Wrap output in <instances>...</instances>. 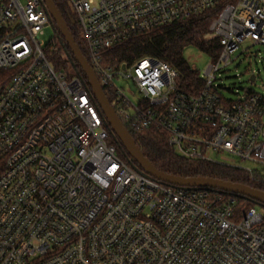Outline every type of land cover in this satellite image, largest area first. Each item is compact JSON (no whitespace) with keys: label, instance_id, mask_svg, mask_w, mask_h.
<instances>
[{"label":"built area","instance_id":"1","mask_svg":"<svg viewBox=\"0 0 264 264\" xmlns=\"http://www.w3.org/2000/svg\"><path fill=\"white\" fill-rule=\"evenodd\" d=\"M61 3L130 134H166L169 151L182 158L264 182V170L243 166L264 168V96L227 100L217 84L246 41L264 46V0H232L213 17L205 40L218 41L220 52L207 55L197 93L181 88L168 63L113 66L107 54L134 36L216 10L220 0ZM49 25L42 0H0V264H264V208L240 210L237 196L135 171L110 143L82 70L50 61L62 43L58 34L47 46L41 40Z\"/></svg>","mask_w":264,"mask_h":264},{"label":"trees","instance_id":"2","mask_svg":"<svg viewBox=\"0 0 264 264\" xmlns=\"http://www.w3.org/2000/svg\"><path fill=\"white\" fill-rule=\"evenodd\" d=\"M53 1L66 21L76 43L81 47L79 34L71 28L64 9L65 6L61 3V0ZM231 1L220 0V6L216 10L206 11L187 20L174 21L145 34L134 36L109 51L107 62L113 66H119L120 64L131 65L142 59L151 58L168 63L180 73L181 88L187 92L197 93L203 85V80L200 78V74L190 67L184 58V52L186 49L194 47L211 57H216L219 54V42H207L205 37L210 33L213 17L221 11L223 8L221 6ZM54 30L59 36L58 39L63 43H60L61 46H58V50L50 57V61L60 68H68L69 64L73 66L75 60L72 56H69L70 50L68 46L64 43L56 28ZM82 52L86 55L83 50ZM74 67L80 71L78 65ZM80 72L82 73V71ZM104 93L112 104L110 95L106 90H104ZM131 135L148 161L156 169L167 175L185 179L209 178L221 180L245 185L264 192V182L261 178L252 180L243 171L201 160L185 159L172 153L167 146L166 134L148 132L143 136ZM110 143L118 148V152H120L123 159L129 158L123 147H120L112 136L110 137ZM237 203L239 209L244 211L255 206L253 202L239 197H237Z\"/></svg>","mask_w":264,"mask_h":264},{"label":"water","instance_id":"3","mask_svg":"<svg viewBox=\"0 0 264 264\" xmlns=\"http://www.w3.org/2000/svg\"><path fill=\"white\" fill-rule=\"evenodd\" d=\"M42 2L51 16V25L56 28L64 43L68 46L69 56H72L75 60L74 65L79 66L87 79L91 92L104 116L105 123L111 130L112 137L120 147H123L129 156V163L135 171L169 186L183 189H210L246 199L256 206L264 208V192L251 187L209 178L185 179L174 177L156 169L143 155L134 138L118 117L55 2L53 0H42ZM255 79L254 76L251 77L252 82Z\"/></svg>","mask_w":264,"mask_h":264},{"label":"rangeland","instance_id":"4","mask_svg":"<svg viewBox=\"0 0 264 264\" xmlns=\"http://www.w3.org/2000/svg\"><path fill=\"white\" fill-rule=\"evenodd\" d=\"M70 21L73 22V16L71 15ZM55 35L54 28L49 25L44 29V36L41 40L44 41L47 46L52 42ZM208 39L210 40L211 38L207 37V40ZM241 50L244 51V53H242L225 72L220 73V75L217 76V84L222 87L221 94L227 100H237L241 96L247 95L251 92L264 96V46L253 45L250 41H246L242 45ZM184 58L190 67L197 71L201 76L204 74L211 61L206 54L194 47L185 50ZM253 76L256 78L254 82L251 81V77ZM117 84L127 91L134 102L137 101V98L130 93V86H128L126 82L118 81ZM118 153L120 155V152ZM209 157L220 163L230 162L229 158L213 152L209 154ZM243 166L261 172L264 170V168H260L252 163H245Z\"/></svg>","mask_w":264,"mask_h":264}]
</instances>
